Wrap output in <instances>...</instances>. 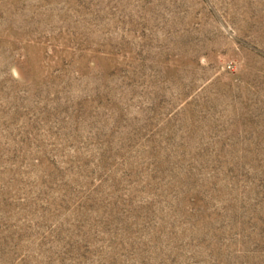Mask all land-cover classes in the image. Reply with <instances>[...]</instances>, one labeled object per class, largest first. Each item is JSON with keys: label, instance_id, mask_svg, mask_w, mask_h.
<instances>
[{"label": "rangeland", "instance_id": "1", "mask_svg": "<svg viewBox=\"0 0 264 264\" xmlns=\"http://www.w3.org/2000/svg\"><path fill=\"white\" fill-rule=\"evenodd\" d=\"M0 264H264V0H0Z\"/></svg>", "mask_w": 264, "mask_h": 264}]
</instances>
